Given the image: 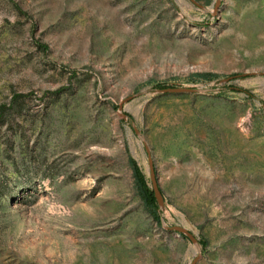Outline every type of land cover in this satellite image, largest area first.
<instances>
[{"label":"rangeland","instance_id":"1","mask_svg":"<svg viewBox=\"0 0 264 264\" xmlns=\"http://www.w3.org/2000/svg\"><path fill=\"white\" fill-rule=\"evenodd\" d=\"M218 1L0 0V264H264V0Z\"/></svg>","mask_w":264,"mask_h":264},{"label":"water","instance_id":"2","mask_svg":"<svg viewBox=\"0 0 264 264\" xmlns=\"http://www.w3.org/2000/svg\"><path fill=\"white\" fill-rule=\"evenodd\" d=\"M220 4H221V1L219 0L216 4V9L219 8ZM157 91H159L161 93H190V92H195L197 90L192 89V88H183V87H181V88L169 87V88H164V89H158ZM121 109H123L122 106H121ZM134 129H135L136 134L141 138V140L145 144V147H146V150L148 153V157H149V168H150V175H151V181H152V188H153L155 197L158 201L160 210H163L165 208V199H164L163 192L159 186V182L157 179L151 149H150V147L147 143V140H146L145 136L143 135V133L135 125H134ZM168 229H171V230H174L178 233L186 235L195 244L199 243L198 239L195 237V235L191 231H189L188 229H186L184 227L173 226V227H168ZM198 260H199V257L194 261L193 264H197Z\"/></svg>","mask_w":264,"mask_h":264},{"label":"trees","instance_id":"3","mask_svg":"<svg viewBox=\"0 0 264 264\" xmlns=\"http://www.w3.org/2000/svg\"><path fill=\"white\" fill-rule=\"evenodd\" d=\"M164 89V88H162ZM5 106H0V115L4 113ZM132 165L134 167L135 175L137 178V183L139 186L140 194L142 196V199L145 201L146 205L150 208L153 216L155 219L161 223V214L162 210H160L158 201L155 197L153 189L149 186L145 175L141 172L139 169L137 163L132 160Z\"/></svg>","mask_w":264,"mask_h":264}]
</instances>
